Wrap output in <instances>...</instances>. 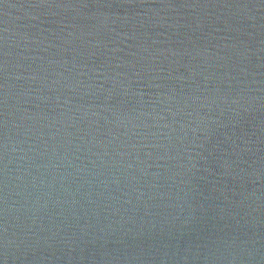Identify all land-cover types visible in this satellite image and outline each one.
Segmentation results:
<instances>
[{
  "label": "water",
  "instance_id": "obj_1",
  "mask_svg": "<svg viewBox=\"0 0 264 264\" xmlns=\"http://www.w3.org/2000/svg\"><path fill=\"white\" fill-rule=\"evenodd\" d=\"M0 264H264V0H0Z\"/></svg>",
  "mask_w": 264,
  "mask_h": 264
}]
</instances>
